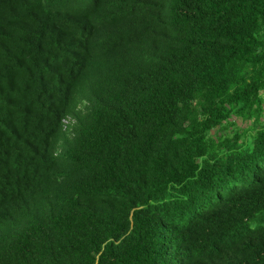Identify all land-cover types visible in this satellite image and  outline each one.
<instances>
[{"label":"trees","instance_id":"obj_1","mask_svg":"<svg viewBox=\"0 0 264 264\" xmlns=\"http://www.w3.org/2000/svg\"><path fill=\"white\" fill-rule=\"evenodd\" d=\"M0 264H264V0H0Z\"/></svg>","mask_w":264,"mask_h":264},{"label":"rangeland","instance_id":"obj_2","mask_svg":"<svg viewBox=\"0 0 264 264\" xmlns=\"http://www.w3.org/2000/svg\"><path fill=\"white\" fill-rule=\"evenodd\" d=\"M239 123H240V125L243 127V128H245V127H247L248 126V121H245V122H243V124H242V121H241V119L240 118H237L236 119ZM235 128H236V126H234V125H232V127L229 129L228 128V131L226 130V134H227V132H228V135H233V131L235 130ZM248 137H249V135H248Z\"/></svg>","mask_w":264,"mask_h":264}]
</instances>
